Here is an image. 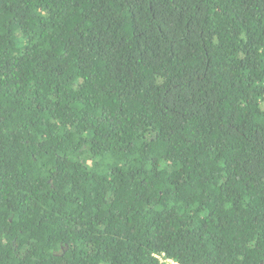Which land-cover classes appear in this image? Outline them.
Segmentation results:
<instances>
[{"label":"trees","instance_id":"trees-1","mask_svg":"<svg viewBox=\"0 0 264 264\" xmlns=\"http://www.w3.org/2000/svg\"><path fill=\"white\" fill-rule=\"evenodd\" d=\"M264 264V0H0V264Z\"/></svg>","mask_w":264,"mask_h":264},{"label":"rangeland","instance_id":"rangeland-1","mask_svg":"<svg viewBox=\"0 0 264 264\" xmlns=\"http://www.w3.org/2000/svg\"><path fill=\"white\" fill-rule=\"evenodd\" d=\"M160 258H161L162 260L166 261V263H168V264H178V263H175L174 261H172V260H170V259H164V257H161V256H160Z\"/></svg>","mask_w":264,"mask_h":264}]
</instances>
